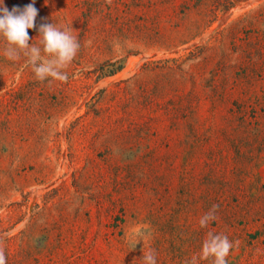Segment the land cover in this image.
Masks as SVG:
<instances>
[{
	"label": "rangeland",
	"instance_id": "obj_1",
	"mask_svg": "<svg viewBox=\"0 0 264 264\" xmlns=\"http://www.w3.org/2000/svg\"><path fill=\"white\" fill-rule=\"evenodd\" d=\"M35 7L30 44L54 23L81 48L67 82H40L0 37L7 264H185L209 231L239 242L228 264H264V0Z\"/></svg>",
	"mask_w": 264,
	"mask_h": 264
},
{
	"label": "clouds",
	"instance_id": "obj_2",
	"mask_svg": "<svg viewBox=\"0 0 264 264\" xmlns=\"http://www.w3.org/2000/svg\"><path fill=\"white\" fill-rule=\"evenodd\" d=\"M38 9L35 7V0L26 5L23 9L13 7L11 11L0 3V37L6 42L4 56L10 61H18L21 56L26 58V66H30L35 78L44 82L52 79L60 82H67L69 79L66 69L77 57L81 44L79 39L72 34L71 28L59 27L54 23H42L39 26V45L30 44L29 29H36V18ZM218 204L201 217L199 223L202 228L217 219L216 212ZM140 239L131 241L133 250L140 241H143L144 233H137ZM229 240L223 233L208 232L207 238L203 241L202 250L199 256L193 255L185 264H199L200 260H212V264H228V257L234 247H238ZM144 264H157L156 253L150 250L143 253ZM0 264H7L5 248L0 245Z\"/></svg>",
	"mask_w": 264,
	"mask_h": 264
}]
</instances>
